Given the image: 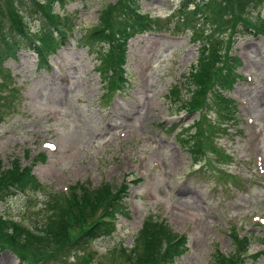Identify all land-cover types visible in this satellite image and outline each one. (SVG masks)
Returning <instances> with one entry per match:
<instances>
[{"label": "rangeland", "instance_id": "rangeland-1", "mask_svg": "<svg viewBox=\"0 0 264 264\" xmlns=\"http://www.w3.org/2000/svg\"><path fill=\"white\" fill-rule=\"evenodd\" d=\"M52 1L53 13L65 17L60 25L70 24L73 34L68 39L64 34L63 45H43L49 50L46 65L26 44L5 61L0 78V166L30 161L41 182L24 193L3 192L0 217L13 223H0V264H142L136 238L152 222L185 239V250L171 264H215V251L235 253L243 234L250 252L263 251L255 264H264V0L241 10L259 20V30L220 29L221 61L237 57L240 63L233 66L243 76L227 93L237 103L229 113L213 94L224 72L221 61L203 102L188 108L198 43L176 20L185 18L182 2L193 0H135L143 27L124 42L125 82L113 93L102 77L107 80L106 67L101 74L100 58L85 36L100 26L105 6H112L103 24L108 29L119 33L122 21L131 23L125 5L116 9L124 0ZM5 4L0 2L2 12ZM15 4L27 35L40 43L41 38L59 42L58 29L40 32V13L31 3ZM102 45L107 47L93 43L94 50ZM208 121L211 130L204 125ZM199 129L201 152L190 146ZM102 184H125L128 190L127 216L118 217L111 234L87 244L82 238L70 248L67 238L60 245L50 233L54 228L47 234L36 229L52 215L45 205L51 195L82 196ZM65 226L72 238L80 231L77 223ZM24 229L43 238H27ZM162 239L156 237L158 245ZM148 264H154L152 258Z\"/></svg>", "mask_w": 264, "mask_h": 264}, {"label": "trees", "instance_id": "trees-1", "mask_svg": "<svg viewBox=\"0 0 264 264\" xmlns=\"http://www.w3.org/2000/svg\"><path fill=\"white\" fill-rule=\"evenodd\" d=\"M3 1H6L7 4L4 5V12H2L0 6V78L6 72L4 67L5 61L16 58L18 51L26 46V44L28 47L31 44L33 45V49L37 52L39 60L45 65L44 60L49 51L48 49L52 48L53 44L64 43V34L72 33L70 24L60 25L59 20L64 19L65 23V17L60 18L57 16L58 12L53 13L52 0H0V2ZM56 1L63 4L66 0ZM132 1L134 5H131L127 0H124L123 3H117V11L125 5L126 8L129 9V18L132 20L131 23L122 21L123 28L119 33L103 25L107 22V16L112 8V6H105L99 11V23L97 25L100 26L94 28L91 33L85 36L88 45L93 48L90 49V51H96V55L100 58V73H105L101 71V66H104L106 67V72L109 74L107 75V80L104 75H102L109 93L121 90L125 82L124 75L121 71L124 42L126 43L129 37L138 32L137 28L143 27V25L141 26L143 23L141 20L144 17L137 14L139 8L138 3H135V0ZM262 1L263 0H193L191 2H193L195 6L192 10L186 9L188 4L191 3L190 1L182 2L180 10L185 18L176 20L177 25L183 30H190L191 35L194 36L192 41L198 43L196 63L192 64L189 71L190 80L193 82L194 88L187 102L189 105L188 108H195L201 104L204 99V94L210 91V88L214 84L213 79L219 69L217 63L221 61V27L225 26L232 32L238 29L242 31H255L259 25V20L255 21L250 17L243 16L241 10H243L246 5H261L263 3ZM15 2L31 3V5L35 7V13H40V16L37 17L41 22L40 32H53L58 29L62 34L59 38V42L57 39L52 41L48 38H41L43 42L40 43L39 40L27 35L23 30V23L19 18ZM61 8L62 7L59 9ZM115 23L114 21L112 24ZM206 23L210 24L209 29L201 27ZM240 24L243 25L240 26ZM128 27L129 29H127ZM257 30H259V28H257ZM206 32L207 34L204 36ZM15 36L19 37L15 38ZM97 41L106 43L107 47H103L102 45L100 49L95 48L94 50L93 43ZM43 45L47 46L48 49ZM234 59L235 61H232V57H230L226 62L221 61L224 66V72L217 84L218 87L216 91L213 93L216 97L215 103L224 106L221 111L226 113H229L230 109L233 111L236 110V103L232 98L227 96V92L232 90L234 83L242 78L241 74L237 71V66H233V63L239 64L240 61L237 57H234ZM117 78L122 81V84L115 83ZM228 120H230V118L223 119L224 122ZM204 125L207 126L208 129H212L210 121L204 123ZM194 137V140L190 142V146H197L198 152H201L204 143L202 142L203 135L200 129ZM43 157L44 155L41 154L40 158ZM33 162H35V160ZM32 168L33 166L31 164L22 166L18 161L12 163L9 169L4 170L0 168V200H2L3 192L6 191L15 194L39 188L41 182L32 173ZM127 195L128 190L125 184H121L116 188H113L110 184H102L93 189L91 194H84L82 196L76 195L72 191L70 194L60 193L51 195V198L46 201L45 205L49 207L52 215L48 216L45 224L44 222L41 223V226L37 224L36 229L47 234L49 228H54L55 230L50 233L60 239V245L64 244L61 241L67 238L68 242H66V245L70 248L79 246L80 243H78V241L82 238H85V244H87L89 240H91V243L97 236L111 234L116 228L118 216H127ZM86 217H89L90 220L88 224L81 229L80 223L84 221ZM0 223L13 222L0 217ZM75 223H77V228L80 231L72 238L69 232L70 229L67 230L65 225L70 227V225ZM157 225V222L148 224L136 238V242L140 243L139 245L137 243L135 244L134 251L136 258H139L142 264H148L150 258H152L154 264H171L174 258L185 250L186 242L181 235H171V232L166 226ZM23 234H25L27 238H43L42 234H34L27 229H24ZM156 237L159 239L163 238L160 245H158ZM26 245L29 246L31 244L27 243ZM249 246L250 240L248 235L239 236L236 239L235 253L223 254L219 250H216L214 253V263L255 264L261 252L249 253ZM126 256L129 258V254H126ZM248 260H250V262H247Z\"/></svg>", "mask_w": 264, "mask_h": 264}, {"label": "snow or ice", "instance_id": "snow-or-ice-1", "mask_svg": "<svg viewBox=\"0 0 264 264\" xmlns=\"http://www.w3.org/2000/svg\"><path fill=\"white\" fill-rule=\"evenodd\" d=\"M49 147H51V146H49Z\"/></svg>", "mask_w": 264, "mask_h": 264}]
</instances>
